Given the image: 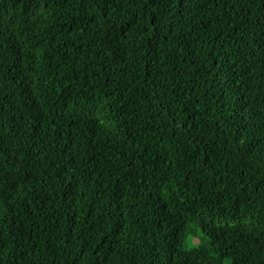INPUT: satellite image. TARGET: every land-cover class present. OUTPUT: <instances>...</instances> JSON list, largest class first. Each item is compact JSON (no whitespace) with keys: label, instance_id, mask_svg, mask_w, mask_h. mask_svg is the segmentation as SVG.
<instances>
[{"label":"trees","instance_id":"obj_1","mask_svg":"<svg viewBox=\"0 0 264 264\" xmlns=\"http://www.w3.org/2000/svg\"><path fill=\"white\" fill-rule=\"evenodd\" d=\"M0 264H264V0H0Z\"/></svg>","mask_w":264,"mask_h":264},{"label":"bare ground","instance_id":"obj_2","mask_svg":"<svg viewBox=\"0 0 264 264\" xmlns=\"http://www.w3.org/2000/svg\"><path fill=\"white\" fill-rule=\"evenodd\" d=\"M90 13V12H89Z\"/></svg>","mask_w":264,"mask_h":264}]
</instances>
